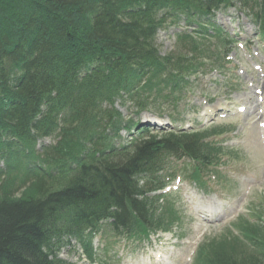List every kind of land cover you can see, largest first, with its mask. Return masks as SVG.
I'll return each instance as SVG.
<instances>
[{"label": "trees", "instance_id": "obj_1", "mask_svg": "<svg viewBox=\"0 0 264 264\" xmlns=\"http://www.w3.org/2000/svg\"><path fill=\"white\" fill-rule=\"evenodd\" d=\"M231 7L264 38V0H0V264H74L60 257L72 240L93 260L103 231L140 241L177 225L174 204L154 194L168 163L189 158L202 184L230 129L141 131L118 146L136 122L116 103L137 114L150 100L175 105L188 77L223 69L233 39L212 18ZM183 18L161 55L159 32ZM253 216L204 240L193 264H264V222H254L264 200Z\"/></svg>", "mask_w": 264, "mask_h": 264}, {"label": "rangeland", "instance_id": "obj_2", "mask_svg": "<svg viewBox=\"0 0 264 264\" xmlns=\"http://www.w3.org/2000/svg\"><path fill=\"white\" fill-rule=\"evenodd\" d=\"M212 21L233 39L225 70L219 72L206 67L205 73L200 70L188 77L190 83L175 105L171 98L150 100L149 107L139 114L132 101L118 99L116 106L124 121L133 119L139 124V130L149 128L150 133L158 136L170 128L191 131L212 124L235 129L229 136L220 137L226 140L230 148L225 152L231 156L221 174L223 183L213 179L205 191L181 175L182 180H175L167 189L175 191L170 199L180 216V223L172 233L137 243L126 239L115 241L114 237L107 241L105 236H99L94 242L95 263H90L79 243L72 240L61 251L63 259L74 264H192L199 244L234 229L240 217L250 215L254 206L264 200V39L259 37L257 27L246 12L238 8L219 9ZM185 28L183 18L160 31L157 43L161 55L174 51L176 35ZM214 41L212 38L215 51ZM215 61L211 58L207 63ZM260 95L263 105L258 102ZM243 104L246 111L239 112L237 107ZM223 107L227 109L225 113L219 110ZM209 111L216 115L206 118ZM213 116L215 122L209 124ZM134 134H137L135 129ZM129 139L130 134L123 130L116 144L119 146ZM43 141L51 143L53 139ZM185 164L190 162L173 160L169 171L183 168ZM210 201L222 209L204 208ZM198 206L204 208L202 213H198ZM213 213H219L220 217L212 219ZM109 241L113 243L108 245Z\"/></svg>", "mask_w": 264, "mask_h": 264}, {"label": "bare ground", "instance_id": "obj_3", "mask_svg": "<svg viewBox=\"0 0 264 264\" xmlns=\"http://www.w3.org/2000/svg\"><path fill=\"white\" fill-rule=\"evenodd\" d=\"M160 33V32H159ZM159 35V34H158ZM210 114H212V111H211V113ZM210 114H208V116H210ZM124 118V117H123ZM121 135V134H120ZM117 139H121V136L120 137H118ZM116 139V140H117ZM124 142V141H123ZM129 142V140H127L126 142H124V144H127ZM207 206H214V203L213 202H209L208 204H207ZM215 208H217V209H219V205L218 204H215V206H214ZM197 209H198V213H201L202 212V208H200L199 206L197 207ZM220 215L219 214H216V213H213L210 217L212 218V219H216V218H218Z\"/></svg>", "mask_w": 264, "mask_h": 264}, {"label": "snow or ice", "instance_id": "obj_4", "mask_svg": "<svg viewBox=\"0 0 264 264\" xmlns=\"http://www.w3.org/2000/svg\"><path fill=\"white\" fill-rule=\"evenodd\" d=\"M243 110V109H242Z\"/></svg>", "mask_w": 264, "mask_h": 264}]
</instances>
